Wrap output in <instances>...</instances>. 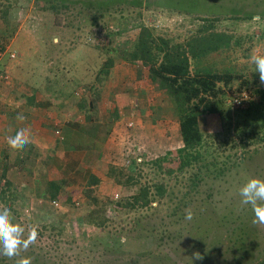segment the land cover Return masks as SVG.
Here are the masks:
<instances>
[{"label": "rangeland", "instance_id": "374dc122", "mask_svg": "<svg viewBox=\"0 0 264 264\" xmlns=\"http://www.w3.org/2000/svg\"><path fill=\"white\" fill-rule=\"evenodd\" d=\"M96 1L71 0L70 9H64L67 17H56L45 10V0H0L3 6L9 5L8 15H0V42L5 49L14 48L6 49L8 55L15 54L9 59L18 64L19 56L33 58L37 50L38 77L40 73L47 76L46 68L52 66L55 73H68L73 87V78L80 76L88 85L94 74L98 78L101 60L116 55L109 49L134 38L141 22L175 42L211 24L208 29L228 33L233 41L216 62L205 61L204 67L234 69L240 76L223 87L215 99L216 111L201 121L202 161L180 169L178 154H168L183 146L174 115V126L162 121L159 127L170 144L155 145L157 141L149 140L145 144L132 134L143 151L132 155L127 174L131 177L118 175L121 183L110 184L106 193L88 195L86 204L23 210L12 197L0 195V203L10 208L13 222L24 226L25 234L32 226L38 230L37 243L20 255L31 257L32 264H255L264 257V225L252 223L253 214L249 206L241 204L239 188L249 177L264 179V127L259 118L264 115L259 109H264V84L249 61L254 47H264V17L260 18L264 0H143L144 7L124 4L123 9L109 8L102 16ZM8 21L17 24L11 38L8 29L13 26L10 23L7 28ZM55 37L59 40L53 43ZM55 44L63 49L78 47L82 64L72 62L65 53L63 66L45 63L46 57L60 58ZM105 48L109 51L104 52ZM69 56L73 59L71 53ZM115 61L120 60L115 57ZM164 99L167 106L165 95ZM159 157L162 161L155 163ZM156 183L164 184V195L153 197ZM144 187L152 196L150 203L133 204L132 196ZM115 192L122 197L120 205L114 202L119 198L114 197ZM93 198L98 199L97 204ZM99 205L104 219L85 220L84 214ZM189 208L192 220L185 219ZM238 228L246 230L240 241L249 247L242 256L243 250L231 249L239 245ZM122 236L126 237L124 244L120 243ZM193 253H200L202 259L196 260ZM16 259L19 257L8 261L15 264Z\"/></svg>", "mask_w": 264, "mask_h": 264}, {"label": "crops", "instance_id": "0c3cea01", "mask_svg": "<svg viewBox=\"0 0 264 264\" xmlns=\"http://www.w3.org/2000/svg\"><path fill=\"white\" fill-rule=\"evenodd\" d=\"M53 47L60 58L46 57L45 63L63 66L65 53L82 64L78 47ZM6 49L0 54V195L12 197L16 207L37 211L86 204L88 195L106 193L116 183L115 172L132 166L135 156L124 151L128 138L157 141L155 145L170 142L159 127L162 121L174 126L176 118L143 65L115 61L108 76L98 80L94 74L88 85L76 76L73 87L68 73H55L52 66L46 68L47 76L38 77L37 50L27 58L31 61L21 55L16 64ZM18 113L26 117L24 122L15 119ZM21 127L30 128L31 142L22 151L12 150L6 137Z\"/></svg>", "mask_w": 264, "mask_h": 264}, {"label": "trees", "instance_id": "16d2710c", "mask_svg": "<svg viewBox=\"0 0 264 264\" xmlns=\"http://www.w3.org/2000/svg\"><path fill=\"white\" fill-rule=\"evenodd\" d=\"M70 1L71 0H45V10L52 12L56 17L61 14L67 17L64 9H70ZM142 1L143 0H97L96 2L97 5L100 6V15L102 16L109 8L115 7L114 10H117L121 7L120 9H123L122 7L124 4L135 7L138 6V8L144 7L142 6ZM86 3L85 1L84 4ZM3 5L4 4L0 3V15L7 16L9 13V5L8 7ZM149 6L150 5L147 6L146 3L145 7L147 9L150 8ZM161 6H164V4ZM85 7L88 8L89 6L86 5ZM262 17L264 16L260 18ZM8 19L6 18V20ZM202 20L207 21L205 18H202ZM10 23L13 27L8 29V38L13 36L17 26V24L8 21L7 28H9L8 25ZM210 26L212 25H207V27ZM138 27V33L134 38L117 44L114 48L109 49L116 55L112 56L108 54L104 57L98 71L97 79L99 80L102 75L103 77L109 75L111 67L115 63V57L120 61L141 64L147 69L149 80L157 83L158 87L164 91L170 103L171 110L178 119L179 132L183 146L176 152H169L168 154H173L174 156L177 153L178 166L180 169H183L196 161L199 162L204 159V154L201 151V142L203 139L201 121L207 113L216 111L214 106L215 99L222 94L223 87L228 86L240 76L234 69L214 71L204 67L205 61L210 63L216 62L215 58L219 54L221 55L228 51L232 45L233 39L228 33L213 31L207 27L200 26L195 34L185 37L183 41L175 42L174 39L168 35L164 36L155 33L153 27L146 26L142 22ZM111 34L112 32H110V35ZM4 50L5 48H3L0 42V52ZM109 50L105 48L103 51L106 52ZM95 90L99 91V88H95ZM259 109L261 113H264V109ZM259 118L260 126L264 127V115L262 117L260 114ZM158 161L159 163L162 161L160 157L156 158L155 163ZM124 174L127 176L129 171H124V173L121 172V174L115 172V182L121 183L122 180H120L119 176H123ZM127 177L130 178L131 176ZM196 179L198 180L199 177ZM165 192L166 188L163 183L154 184L153 197L156 195L162 196ZM151 197L149 189L144 187L132 196L133 204L146 206L150 203ZM121 199L122 197H119L114 202L120 205L122 203ZM93 200L96 201L94 203H98V199L93 198ZM129 205L132 206L130 203ZM102 211L100 205L99 207L94 206L93 209L84 214V219L88 222H99V220L104 219ZM251 219H253V216H251ZM235 231L236 230L232 233L235 234ZM245 231L246 230L238 228V233L235 236L238 237L237 239L239 241H237V243H239V245L235 248H231L235 249L234 251L238 249L243 250L240 256L248 253L249 247L245 242L241 243L240 241V239H245ZM1 263L10 264L8 258L4 256L0 257V264ZM255 264H264V257L260 258Z\"/></svg>", "mask_w": 264, "mask_h": 264}, {"label": "clouds", "instance_id": "9594fccd", "mask_svg": "<svg viewBox=\"0 0 264 264\" xmlns=\"http://www.w3.org/2000/svg\"><path fill=\"white\" fill-rule=\"evenodd\" d=\"M259 20V17L254 18ZM59 37H55L53 43L58 42ZM249 61L255 66L259 79L264 84V47L257 46L251 50ZM15 119L24 122L26 117L18 113ZM31 142V130L28 127H21L13 135L6 137V144L12 150L22 151ZM241 204L249 206L253 214L252 223L254 225H264V179L259 177H249L239 188ZM185 219L192 220L193 212L189 208L185 211ZM26 229L19 223L13 222L10 208L0 203V255L9 259L19 257L15 264H32L31 257L21 256V251L37 243L38 230L35 226ZM120 243H126V237L120 238ZM196 260L202 259L200 253H193Z\"/></svg>", "mask_w": 264, "mask_h": 264}, {"label": "built area", "instance_id": "2783aa9c", "mask_svg": "<svg viewBox=\"0 0 264 264\" xmlns=\"http://www.w3.org/2000/svg\"><path fill=\"white\" fill-rule=\"evenodd\" d=\"M0 54H1V52H0ZM9 56L14 57L15 54L13 52H10ZM128 126L132 127L133 122L130 121L128 123ZM124 151H125L126 156L130 157L131 155H136V153L140 154L143 151V148L139 144H136L132 138H128V140H126V147H125ZM114 197L117 198L118 193H115Z\"/></svg>", "mask_w": 264, "mask_h": 264}]
</instances>
